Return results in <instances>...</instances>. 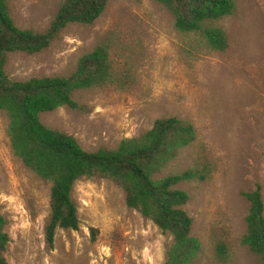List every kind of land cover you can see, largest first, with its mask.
Wrapping results in <instances>:
<instances>
[{
    "label": "rangeland",
    "instance_id": "rangeland-1",
    "mask_svg": "<svg viewBox=\"0 0 264 264\" xmlns=\"http://www.w3.org/2000/svg\"><path fill=\"white\" fill-rule=\"evenodd\" d=\"M62 0H7L13 25L43 33ZM233 13L217 23L228 48L213 52L194 36L178 34L169 13L153 0H106L90 25H66L40 52L10 54V81L67 77L77 61L102 46L108 77L76 91L72 110L38 116L46 129L72 137L86 152L113 150L147 131L154 120L173 117L191 125L194 142L162 173L179 174L208 164L203 182L180 183L181 207L199 246L191 264H217L211 237L227 242L223 264H259L239 245L248 203L241 196L260 187L264 218V0H233ZM154 177V178H157ZM49 184L12 154L7 118L0 113V215L8 236L7 264H163L171 238L124 204L112 182L81 179L70 198L78 229L57 230L48 249L43 227Z\"/></svg>",
    "mask_w": 264,
    "mask_h": 264
},
{
    "label": "trees",
    "instance_id": "trees-1",
    "mask_svg": "<svg viewBox=\"0 0 264 264\" xmlns=\"http://www.w3.org/2000/svg\"><path fill=\"white\" fill-rule=\"evenodd\" d=\"M153 1L169 13L178 34L194 36L213 52L227 50V35L217 23L233 13V0ZM105 5L106 0H62L47 29L36 33L16 28L7 0H0V113L7 118L10 150L27 170L49 184L48 215L43 227V241L48 249L57 230L78 229L76 208L70 198L73 184L81 179L100 178L123 192L126 208L170 236L171 245L165 251L163 264H191L199 246L189 236L191 220L181 209L187 195L175 187L206 180L208 164L157 177L180 150L194 142L191 125L173 117L160 118L142 134L121 140L113 150L100 148L86 152L72 137L43 127L38 116L60 107L77 109L71 100L74 92L105 82L109 65L104 47L97 46L80 57L67 77L10 81L4 74L8 55L40 52L66 25L92 24ZM241 196L247 201L248 209L239 245L246 247L259 264H264V218L259 185ZM4 228L5 220L0 215V264H7L3 253L9 239ZM211 245L214 262L225 263L229 256L226 240L212 236Z\"/></svg>",
    "mask_w": 264,
    "mask_h": 264
}]
</instances>
